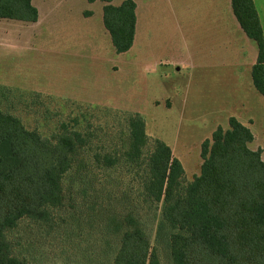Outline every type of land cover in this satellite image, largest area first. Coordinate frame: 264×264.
I'll use <instances>...</instances> for the list:
<instances>
[{
  "label": "trees",
  "instance_id": "16d2710c",
  "mask_svg": "<svg viewBox=\"0 0 264 264\" xmlns=\"http://www.w3.org/2000/svg\"><path fill=\"white\" fill-rule=\"evenodd\" d=\"M101 1L116 52H128L137 3ZM231 4L258 48L251 75L264 96L257 7ZM0 19L35 23L39 10L0 0ZM254 138L231 116L203 141L200 174L184 183L181 160L147 134L141 113L0 84V264H39L33 252L46 258L47 241L65 258L81 256L75 264H264V159Z\"/></svg>",
  "mask_w": 264,
  "mask_h": 264
},
{
  "label": "rangeland",
  "instance_id": "374dc122",
  "mask_svg": "<svg viewBox=\"0 0 264 264\" xmlns=\"http://www.w3.org/2000/svg\"><path fill=\"white\" fill-rule=\"evenodd\" d=\"M32 1L37 22L0 19V84L58 102L70 99L83 109L141 113L147 134L181 160L184 183L200 174L203 141L219 126L228 129L231 116L252 118V131L264 132V96L248 73L249 51L243 60L239 54L236 66L228 42L241 32L207 11L211 0H134V45L120 54L103 22V1ZM41 248L48 256L34 251L35 263L75 264L70 258H81H65L48 241Z\"/></svg>",
  "mask_w": 264,
  "mask_h": 264
},
{
  "label": "crops",
  "instance_id": "0c3cea01",
  "mask_svg": "<svg viewBox=\"0 0 264 264\" xmlns=\"http://www.w3.org/2000/svg\"><path fill=\"white\" fill-rule=\"evenodd\" d=\"M257 1H259V4ZM254 2H255V5L257 7V10H258V14H259L260 21H261L262 28H263V32H264V0H254ZM209 4H210L211 8H208L207 11L212 16H214L220 22L231 23L235 30L238 29L241 32V37H239L240 39H238V37H237L238 34L237 35L234 34V36L232 37V40L229 41L228 44L235 47V51H236L235 52V54H236L235 64H236V66L238 65L237 61L240 57L239 54H243L241 56V58L243 60L244 58H246V56L244 55V54H246L245 50L248 49V51H249L247 53L249 56L248 58L251 60L250 65L248 66V73L251 74L252 66L254 65V63L257 60L258 48L256 46V43L251 41V39L244 33V31L240 27L234 13H233L231 0H211V2H209ZM39 14H40V12H39ZM251 77H252V75H251ZM240 117H239L240 121L252 130L251 127L254 124V120L252 118H249L248 120L244 121L242 119V117L241 118ZM253 134H254L255 138H254V141L252 143H250V148H252L254 150H256V149L264 150L262 148V146L260 145L261 143H264V132L260 133V134L253 132Z\"/></svg>",
  "mask_w": 264,
  "mask_h": 264
}]
</instances>
